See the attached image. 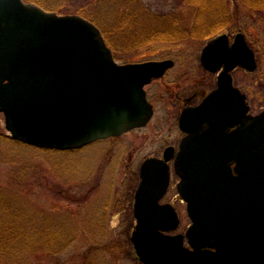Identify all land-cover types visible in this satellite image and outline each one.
I'll list each match as a JSON object with an SVG mask.
<instances>
[{
    "label": "water",
    "instance_id": "obj_1",
    "mask_svg": "<svg viewBox=\"0 0 264 264\" xmlns=\"http://www.w3.org/2000/svg\"><path fill=\"white\" fill-rule=\"evenodd\" d=\"M201 63L220 72L217 86L183 110L178 152L168 147L142 163L131 242L143 264H264V111L250 113L232 76L237 67L257 70L255 52L243 33L232 44L223 34L204 47ZM174 66L119 64L87 19L0 0V113L16 141L76 150L145 127L154 114L145 86ZM173 158L191 220L184 234L172 233L181 220L161 203Z\"/></svg>",
    "mask_w": 264,
    "mask_h": 264
},
{
    "label": "rangeland",
    "instance_id": "obj_2",
    "mask_svg": "<svg viewBox=\"0 0 264 264\" xmlns=\"http://www.w3.org/2000/svg\"><path fill=\"white\" fill-rule=\"evenodd\" d=\"M82 1L77 0L76 5ZM229 1L236 29L224 32H230L232 38L245 33L258 62L254 73L235 70L234 83L247 95L251 111L257 115L264 111V20L237 0ZM145 3L157 13L174 12L184 27H193L195 6L183 5L181 0ZM207 42L188 38L114 55L121 64L177 62L163 78L146 87L155 111L152 120L120 137L77 151L40 150L15 143L0 113V194L15 209L1 221H8L12 232L24 221L26 230L36 233L28 251L11 250L10 244L0 243V264H143L131 242L140 168L149 157L162 158L167 147L178 148L184 136L178 124L186 106L183 100L194 93L199 97L208 94L215 87L217 75L206 71L200 61ZM179 181L172 167L170 188L162 202L177 209L181 226L176 233H184L190 219L177 190ZM66 236H71L68 242Z\"/></svg>",
    "mask_w": 264,
    "mask_h": 264
},
{
    "label": "trees",
    "instance_id": "obj_3",
    "mask_svg": "<svg viewBox=\"0 0 264 264\" xmlns=\"http://www.w3.org/2000/svg\"><path fill=\"white\" fill-rule=\"evenodd\" d=\"M24 1L37 4L59 15L74 12L83 16L101 30L114 55L129 54L160 42H178L188 38L205 42L221 32L226 30L233 32L236 29L232 23L229 0H181V4L197 8L191 29L181 24L176 13H157L145 3V0H83L79 5H76L77 0ZM237 1L249 7L264 20V0ZM3 136L12 140L8 135ZM13 209L0 194V224L3 225L0 230V243L10 244L8 249L11 250L21 251L23 248V251H28L32 248L36 233L26 230L24 221L13 232L8 221H1L5 217L9 218L8 213ZM70 238L71 236H66V242Z\"/></svg>",
    "mask_w": 264,
    "mask_h": 264
},
{
    "label": "flooded vegetation",
    "instance_id": "obj_4",
    "mask_svg": "<svg viewBox=\"0 0 264 264\" xmlns=\"http://www.w3.org/2000/svg\"><path fill=\"white\" fill-rule=\"evenodd\" d=\"M230 33V32H229ZM245 34V33H244ZM245 36H246V34H245ZM229 38H230V42L232 43L233 42V39H234V36H233V38L231 37V35L229 34ZM246 38H247V36H246ZM247 40H248V38H247ZM248 42H249V40H248ZM206 94L204 93V94H202L200 97L198 96V93H194V95H192L191 97H188V98H185L183 101H184V103H185V107H187V106H194V105H197V104H194V102H195V100L196 99H198V98H201V99H203V97L205 96ZM180 102H182V101H180ZM201 102V101H200ZM199 102V103H200ZM198 103V104H199Z\"/></svg>",
    "mask_w": 264,
    "mask_h": 264
}]
</instances>
